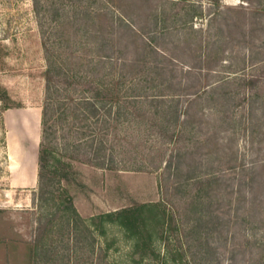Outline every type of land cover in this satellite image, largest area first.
Wrapping results in <instances>:
<instances>
[{"label": "trees", "instance_id": "obj_1", "mask_svg": "<svg viewBox=\"0 0 264 264\" xmlns=\"http://www.w3.org/2000/svg\"><path fill=\"white\" fill-rule=\"evenodd\" d=\"M197 1L158 0L140 25L128 4L114 0H34L47 66L32 264H110V244L100 242L110 222L124 228L133 241L132 253L144 264L166 263L156 249L158 239L168 248L173 239L180 248L179 256L171 253L173 264H213L214 241H227L234 224L245 238L248 228L264 229V205L242 188L252 185L256 168L238 160L233 145L236 135L258 151L264 145V121L253 106L257 100L264 106V38L254 43L245 37L240 44L248 48L237 55V63L227 64L232 55L225 53L227 34L217 25L220 11L210 17L206 34L192 25L195 16L205 13ZM247 1L257 18L253 28L264 31V0ZM127 35L136 42L134 51ZM188 50L187 57L179 53ZM171 54L191 69L221 67L237 74L221 75L210 90L202 82L188 86L181 81L184 73L175 76L174 63L166 64ZM205 93H211L207 103L212 100L214 115L222 118L217 126L228 131L229 148L212 162L225 160L230 169L238 168L235 184L222 185L202 154L193 155L206 133L193 127L195 113L181 96L189 100ZM72 161L160 172L164 197L87 220L63 185L73 173ZM223 201H230L234 216L221 214ZM256 250L247 264H264V243Z\"/></svg>", "mask_w": 264, "mask_h": 264}, {"label": "rangeland", "instance_id": "obj_2", "mask_svg": "<svg viewBox=\"0 0 264 264\" xmlns=\"http://www.w3.org/2000/svg\"><path fill=\"white\" fill-rule=\"evenodd\" d=\"M114 1L117 4H128V11L136 12L140 25L146 23L148 12L158 2V0ZM197 3L202 4L205 13L202 16H195L192 25L196 29L203 28L206 34L210 17L220 11L218 12L220 20L217 25L222 26L227 34L225 53L232 55L230 59L224 61L227 64L237 63L239 59L237 55L246 51L248 46L244 43L240 44V41L245 37L254 43H260L264 38L263 30L253 28L257 24V18L251 11L252 5L247 0H219L218 5L211 0H198ZM216 27V25L212 26L211 32H215ZM126 39L130 49L134 51L136 42L132 43L131 36L128 35ZM42 43L40 22L34 0H0V187L5 185L9 178V169L13 165L19 167L22 162L28 168L32 165L31 159H24L25 156L22 154L24 144L28 145L27 152L29 154L34 151V155L37 154L38 157L45 95L44 73L47 66ZM179 53L186 57L191 55L190 50L183 52L184 54ZM168 59L169 63L166 62V64L174 63L173 74L180 76L183 72L185 76L181 81L188 86L199 85L202 82L203 88L210 90L216 86V83L218 85L221 82V75L232 78L237 74L224 71L221 67H217V70L212 68H205L201 71L199 68L191 69V64L175 62L172 59V54L168 55ZM168 73L165 71L163 75L166 76ZM181 97L185 108H188L193 114L195 113L193 127L196 126L198 130L202 129L203 133H206L204 134L206 141L203 143L202 139L201 145L197 147L193 155L202 154L210 169L217 171L222 185H226L227 182L237 183L239 181L238 168L230 169L231 167L229 168L223 163L225 160L221 164L216 161L212 162L215 156H218V152L228 149L229 145L227 137H225L228 131L220 130V127L217 126L222 118L214 115L215 103H212V100L210 104L207 103L211 99V93H205L202 97L192 94L189 100H186V96ZM254 102L255 115L264 121L263 104L258 100ZM200 107L203 109V113L200 111ZM193 109L194 111H192ZM29 141H32L33 144H30ZM222 143L225 144V147L222 146ZM233 145L234 155H238V160L243 159L248 165L253 163L252 167L254 166L257 171L252 185L244 184L243 191L250 197H256L264 205V145L258 151L249 144L247 138L240 136L237 140V135ZM10 153L15 155L14 159L10 158ZM218 165L223 167L218 170ZM72 166L73 173L68 180H63V185L68 188L77 209L87 220H90L95 214L113 211L136 201L156 202L164 197L160 172L109 170L77 161H72ZM34 189L32 192L30 190L18 191L19 194L26 192L28 196L33 195L34 199L36 197L33 203L32 241L37 234L35 226L38 215L36 203L38 201V183ZM27 201L29 200L27 199ZM229 204L231 206L230 201L220 203L219 207L224 217L235 215V212L228 207ZM233 226L227 241L219 237L214 241V245L218 249H215L213 264H247L251 254L257 251L258 244L264 243L263 228L257 227L255 231H252L251 228L246 229L248 235L245 238L235 230L237 224ZM106 227L108 233L105 237L100 236V242L103 247H106V243L110 244L108 250L110 264H144L139 260L137 254L132 253L133 241L126 237L122 226L110 222L106 224ZM18 245L27 247L28 253L32 249L33 253V243L32 245L30 242L18 243ZM155 246L157 251L165 257V264H173L172 254L179 256L180 248L173 239L169 248L160 239L155 242ZM156 262L162 263L161 261Z\"/></svg>", "mask_w": 264, "mask_h": 264}, {"label": "crops", "instance_id": "obj_3", "mask_svg": "<svg viewBox=\"0 0 264 264\" xmlns=\"http://www.w3.org/2000/svg\"><path fill=\"white\" fill-rule=\"evenodd\" d=\"M29 143L33 144L32 141ZM27 147L28 145H23L22 154L25 156L24 159H31L32 165L29 168L24 162L21 163V167L13 165L9 169V178L5 185L0 187V264H32V249L28 253L27 247L18 245L28 242L32 245L33 203L36 199L33 195L28 196L26 192L19 194L18 191L32 192L39 181L37 154L34 155V151L29 154ZM9 156L13 159L15 157L13 153Z\"/></svg>", "mask_w": 264, "mask_h": 264}]
</instances>
